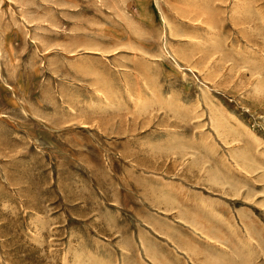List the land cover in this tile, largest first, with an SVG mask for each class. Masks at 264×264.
Segmentation results:
<instances>
[{"label": "rangeland", "instance_id": "obj_1", "mask_svg": "<svg viewBox=\"0 0 264 264\" xmlns=\"http://www.w3.org/2000/svg\"><path fill=\"white\" fill-rule=\"evenodd\" d=\"M177 182L264 264V0H0V264H191Z\"/></svg>", "mask_w": 264, "mask_h": 264}, {"label": "crops", "instance_id": "obj_2", "mask_svg": "<svg viewBox=\"0 0 264 264\" xmlns=\"http://www.w3.org/2000/svg\"><path fill=\"white\" fill-rule=\"evenodd\" d=\"M174 189L178 191L179 200L172 203L171 207L165 206L161 208L165 212L157 214L159 220L155 221V227H148L149 234L151 230L158 233L161 237H165L172 242L178 253H183L188 257L191 264H238L241 258V250L237 248L243 243L246 245L253 244L247 239L241 241L240 232L249 230L247 234L253 239L258 240L254 232L250 231L249 224L244 220L241 222L243 226L236 225V218L233 216L224 219L218 214L220 208L211 206L213 203L206 200L205 189H191L184 187L182 183H175ZM222 190V189H221ZM221 190H218L219 192ZM236 204V200H225ZM216 203V202H214ZM165 213H170L165 214ZM168 217H175V221H171L170 226H163L160 229L159 222L168 220ZM162 218V219H161ZM253 225H257L254 218H250ZM162 225V224H161ZM169 231V233H167ZM161 245V244H160ZM198 248H204L200 253L204 261L196 253ZM230 249V250H229ZM220 254H224L228 260H222ZM219 259L213 262V258Z\"/></svg>", "mask_w": 264, "mask_h": 264}]
</instances>
